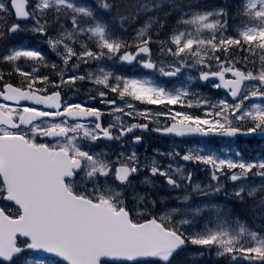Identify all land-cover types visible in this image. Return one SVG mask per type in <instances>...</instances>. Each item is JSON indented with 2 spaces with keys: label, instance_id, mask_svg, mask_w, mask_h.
Wrapping results in <instances>:
<instances>
[{
  "label": "snow or ice",
  "instance_id": "1",
  "mask_svg": "<svg viewBox=\"0 0 264 264\" xmlns=\"http://www.w3.org/2000/svg\"><path fill=\"white\" fill-rule=\"evenodd\" d=\"M95 3L94 10L76 0H0V44L25 32L47 37L63 63H49L38 48L23 45L0 56V64L11 67L8 75L22 78L18 86L4 83L0 70V98L16 105L0 103V264H15L25 252L31 255L24 264H173L189 246L197 249L189 259L215 251L228 264H264V227L253 230L233 219L232 209L215 199L221 193L240 204L252 199L264 220V155L244 160L239 150L237 158L204 148L184 154L156 150L170 158L164 165L155 157L144 163L135 151L124 150L130 134L132 144L142 142L137 130L178 137L264 135V0H225L211 7L202 0ZM142 14L148 19L131 43L102 19L110 15L126 31L125 24ZM55 28L60 32L53 36ZM105 61L135 62L150 76L118 75ZM49 67L58 80L38 70ZM180 77L182 88L157 82ZM84 83L90 86L87 101L64 99L65 89L79 94ZM209 84L217 90L215 100L193 90ZM97 98L113 115L107 126L105 111L90 103ZM136 102L167 110L153 113ZM174 105L199 107L203 115L169 107ZM159 117L170 123L150 129L161 124ZM109 143L119 150H105ZM176 158L208 166L209 183H194ZM144 171L149 176L141 193L134 177ZM154 177H162L171 193H184L171 197L176 203L161 214L152 211L161 203L152 195ZM253 177L259 183H250ZM129 198L142 219L134 218Z\"/></svg>",
  "mask_w": 264,
  "mask_h": 264
},
{
  "label": "flooded vegetation",
  "instance_id": "2",
  "mask_svg": "<svg viewBox=\"0 0 264 264\" xmlns=\"http://www.w3.org/2000/svg\"><path fill=\"white\" fill-rule=\"evenodd\" d=\"M136 32H132L131 34H135ZM162 39L165 38V35L161 37ZM133 38H130L128 41L131 43ZM156 44L153 45V48ZM135 49H133L134 51ZM49 63H58L61 67H63L62 61H60L59 57H55L52 55H49L48 59ZM85 66L81 67V71L85 70ZM94 68V67H93ZM115 74L118 75H124L128 77H140V78H148L150 76L149 73L146 72V70L142 69L138 63L130 64L129 66L124 64H117L115 63L113 68L111 69ZM39 72L42 75H49L52 80H58V77L55 72L52 71V69L49 68H40ZM157 82L161 84V86H164L168 89H175V88H182L184 86V78H157ZM90 87L87 83H84L81 91L79 94H76L72 91H68L65 89L64 91V99L65 100H72V102H80L84 103L88 100V94L85 91ZM191 87V86H190ZM55 90V89H52ZM194 91H199L205 96H210L213 100L218 98L217 90L213 89L211 85H206L202 87H198L196 89H193ZM224 95L223 92L219 93V96L222 97ZM194 103L196 101V97L192 96L189 97ZM92 106L102 109L105 111V115L103 116V123L104 126H107L110 123H113V115H109L107 113V106L99 103V98L95 102H90ZM137 107L140 109H151L153 113L155 112H162L166 111L164 106H158V105H147V104H140L138 102ZM170 108H174L177 110H183L186 112H190L194 115H203L202 109L199 107H192V108H183L180 109L179 105L169 106ZM128 118L125 117V120ZM161 124L157 125L156 123L150 124L151 128H156L158 126L162 127L163 123H170V121H167L164 117H159ZM135 122V121H133ZM142 123H147L146 120H141ZM135 135H140L143 137V140L139 144H132V135L130 134L127 137L126 144L127 147L124 149L126 152H132L135 151L138 156L140 157V160L144 163H148L151 161L152 158H156L159 162H161L164 165H167L169 163V157L166 156H159L157 155V151L162 153H168L173 151H179L181 154L186 153L190 149H198V148H204L206 150H211L216 152L217 154H220L222 152V147H226L227 145L231 144L229 141L224 142L226 140V137L218 136V135H209L205 137H199L197 135H187L183 137L175 136L174 134H168L164 135L156 131L148 130V131H140L137 130L135 132ZM232 142L235 141L238 144H243L245 141L244 138H233L231 139ZM101 147H104V145H101ZM99 150V149H98ZM105 150H114L118 151L119 146L115 143H109L107 145V148ZM114 158V157H113ZM174 163H179L181 165H184L187 171H191L193 173V177L196 179L197 177V167H208L203 164H197V163H191V162H184L182 160H179V158H176ZM146 176H149V173L147 171L141 172L139 175L134 177L135 181H138L140 183H137L136 187L137 190L141 193L143 192V189L147 187L142 182ZM154 180V182L157 185V190L153 192V197L161 201L157 205V207L153 208L152 211L156 214H161L163 211L170 209L176 201L172 199L171 197L180 194L183 195V192L180 193H171L166 185H164L163 178L162 177H154L151 178ZM195 202V197L193 198ZM166 201V202H165ZM129 206L133 207V216L136 219H142V217L138 214L140 209L135 206V201L132 198H129Z\"/></svg>",
  "mask_w": 264,
  "mask_h": 264
},
{
  "label": "rangeland",
  "instance_id": "3",
  "mask_svg": "<svg viewBox=\"0 0 264 264\" xmlns=\"http://www.w3.org/2000/svg\"><path fill=\"white\" fill-rule=\"evenodd\" d=\"M76 2H77V4L82 5V6H91L94 10L97 9V5L95 3V0H76ZM97 14L101 15V13L99 11L97 12ZM151 15H155V13H152ZM102 19L109 23L112 31L121 30L120 22H119L118 19L117 20H113V18L110 15H103ZM147 19H148V16L142 14L139 17L138 21H135V22L130 23V24H125V28H126V30H130L132 28L133 29H139V28L144 26V24L147 21ZM137 26H139V27L138 28H134V27H137ZM67 27L69 29L71 28L70 23L67 25ZM29 33L30 32L23 33L24 37L21 38V39H17L15 37H12L11 41L8 42L7 44H0V49L2 47V51L6 52V49L11 47L12 45H17V46L23 45L24 47H30V45H29ZM262 227H264L263 224L261 225V228ZM26 257H29V256H24V257L20 258L18 261H16L17 264H24V261H25ZM204 257H205V255H204ZM174 264H183V262L180 259H177ZM194 264H209V263H206V261H199V262H196Z\"/></svg>",
  "mask_w": 264,
  "mask_h": 264
},
{
  "label": "bare ground",
  "instance_id": "4",
  "mask_svg": "<svg viewBox=\"0 0 264 264\" xmlns=\"http://www.w3.org/2000/svg\"><path fill=\"white\" fill-rule=\"evenodd\" d=\"M139 20V19H138ZM137 20V21H138ZM167 30H165L166 32ZM164 34L162 33L161 34V37L163 36ZM162 39V38H161ZM157 48H158V45H155V47L153 48V52L155 55H158L157 53ZM253 203H250L249 205H247L246 207L244 208H240V207H235V215H233V219H236L238 218L240 221L241 220H244V223H247L249 225H251L254 220H256L257 218H259V216H257L255 214V212L253 211Z\"/></svg>",
  "mask_w": 264,
  "mask_h": 264
},
{
  "label": "water",
  "instance_id": "5",
  "mask_svg": "<svg viewBox=\"0 0 264 264\" xmlns=\"http://www.w3.org/2000/svg\"><path fill=\"white\" fill-rule=\"evenodd\" d=\"M11 102H13V101H11ZM45 255L51 256V254H45ZM51 257H53V256H51Z\"/></svg>",
  "mask_w": 264,
  "mask_h": 264
}]
</instances>
